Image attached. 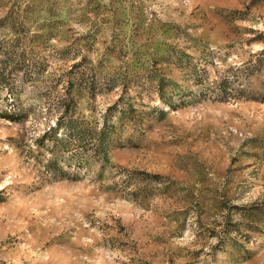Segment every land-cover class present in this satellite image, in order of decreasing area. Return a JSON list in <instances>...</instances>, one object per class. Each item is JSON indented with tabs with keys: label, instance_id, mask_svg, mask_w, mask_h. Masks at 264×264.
<instances>
[{
	"label": "rangeland",
	"instance_id": "rangeland-1",
	"mask_svg": "<svg viewBox=\"0 0 264 264\" xmlns=\"http://www.w3.org/2000/svg\"><path fill=\"white\" fill-rule=\"evenodd\" d=\"M21 1L0 0V16ZM42 3L60 13L41 45L44 78L23 87L24 121L0 118V264H264V223L242 216L264 206V100L187 95L170 108L139 70L161 56V74L195 90L186 68L163 59L173 48L213 56L205 70L217 78L264 47V0ZM29 21L33 29L39 19ZM85 32L95 42L83 53L102 55L104 68L124 69L125 78L91 96L74 90L75 115L100 122L107 106L129 102L138 116L117 121L112 111L107 161L68 167L63 153L53 171L34 142L59 116L62 82L80 70L70 66L77 58L58 59L53 49ZM247 223L253 232L244 239Z\"/></svg>",
	"mask_w": 264,
	"mask_h": 264
},
{
	"label": "trees",
	"instance_id": "trees-1",
	"mask_svg": "<svg viewBox=\"0 0 264 264\" xmlns=\"http://www.w3.org/2000/svg\"><path fill=\"white\" fill-rule=\"evenodd\" d=\"M48 5L44 6L42 0L12 2L0 16V118L10 122H22L27 118L30 107L24 106L20 99L23 87L38 83L46 72L47 57L44 53L45 48H41V45L45 46L51 39L52 28L49 25L54 23L56 21L54 17L60 14L59 9ZM31 17L39 19L33 29L29 21ZM66 42L65 45L53 50L58 59L77 58L70 66L80 67V70H75L79 78L74 80L67 78L62 82L64 91L58 102L59 116L34 142L36 147L49 154L46 167L53 171L57 155L63 153H66L63 160L68 167L74 165L89 169L92 162L107 161V151L114 141L116 131L115 123L109 120L113 116L112 111L115 110L118 116L120 115L117 121L123 115L129 114L130 119L134 121L138 116L129 102H122L120 106L113 102L107 106L104 114L100 116V122L93 123L83 115H75V100L72 97L74 90L85 91L89 96L95 92L108 91L117 83H123L125 70L116 68L106 70L103 61L105 63L107 60L102 55L93 59L83 53L85 46L95 42L92 32L76 35ZM212 57H208V54L192 57L173 48L165 58L163 57L174 66L186 68L190 72L191 82L195 86L193 91L180 90L173 81L161 74L160 68L155 67L161 56L158 58L151 56L149 65L145 59L138 69L141 76L151 83L156 98L170 108L184 105L186 103L184 97L187 95H191L196 101L205 98L212 101H227L242 96L264 100V47L246 61L235 67H228L217 78L209 80L205 66L208 61H213ZM256 76H259L260 80L256 90L252 91L250 81ZM122 97L119 95L118 99L122 100ZM173 99H176V102H173ZM61 173L65 175L66 172L61 170ZM252 209L256 211L257 216L252 217L249 212L242 216L255 224L264 223V206H255ZM247 224L241 225L240 236L244 239L249 238V234L253 232V226H250L252 224Z\"/></svg>",
	"mask_w": 264,
	"mask_h": 264
}]
</instances>
